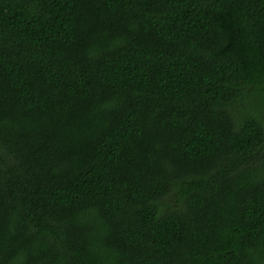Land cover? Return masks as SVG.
Instances as JSON below:
<instances>
[{
  "label": "trees",
  "instance_id": "obj_1",
  "mask_svg": "<svg viewBox=\"0 0 264 264\" xmlns=\"http://www.w3.org/2000/svg\"><path fill=\"white\" fill-rule=\"evenodd\" d=\"M0 264H264V0H0Z\"/></svg>",
  "mask_w": 264,
  "mask_h": 264
}]
</instances>
